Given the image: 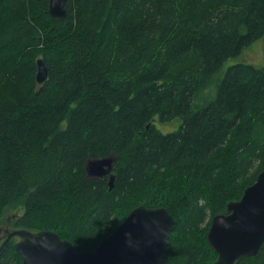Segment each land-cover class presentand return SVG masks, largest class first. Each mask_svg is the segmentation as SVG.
<instances>
[{"label": "trees", "instance_id": "obj_1", "mask_svg": "<svg viewBox=\"0 0 264 264\" xmlns=\"http://www.w3.org/2000/svg\"><path fill=\"white\" fill-rule=\"evenodd\" d=\"M48 3L0 0V223L21 208L13 229L93 250L162 207L167 264H212L210 219L264 169V67L224 69L264 37V0H68L59 21ZM105 157L111 189L86 173ZM0 264H22L13 241ZM236 264H264V241Z\"/></svg>", "mask_w": 264, "mask_h": 264}, {"label": "water", "instance_id": "obj_2", "mask_svg": "<svg viewBox=\"0 0 264 264\" xmlns=\"http://www.w3.org/2000/svg\"><path fill=\"white\" fill-rule=\"evenodd\" d=\"M68 0H49L48 16L64 20ZM36 81L43 83L48 70L42 59L36 62ZM113 159H89L88 177L110 176ZM175 220L165 208L144 205L133 208L115 230L95 249L76 251L69 240L50 231L3 229L0 255L14 238L13 248L22 264H167L164 254ZM206 239L217 257L212 264H236L255 256L264 241V169L254 183L244 189L240 199L226 204V213L212 218Z\"/></svg>", "mask_w": 264, "mask_h": 264}, {"label": "rangeland", "instance_id": "obj_3", "mask_svg": "<svg viewBox=\"0 0 264 264\" xmlns=\"http://www.w3.org/2000/svg\"><path fill=\"white\" fill-rule=\"evenodd\" d=\"M236 63H247V64H252L256 67H264V37L251 44L247 48H245L239 57L234 58L229 60L225 66L224 69L231 64H236ZM180 120L175 119L172 121V123L168 124H163L161 122H158L156 119L154 120V125L158 130H160L162 133H168L173 130H176V128L179 125ZM22 213L21 208H9L8 210L5 211L4 215L2 216V221L0 223V228L11 230L12 229V224L14 222V217L18 214ZM212 220V219H210ZM210 224V222H209ZM210 226V225H209ZM3 237V234H1ZM18 238H14L13 242L18 241ZM1 244V240H0Z\"/></svg>", "mask_w": 264, "mask_h": 264}, {"label": "bare ground", "instance_id": "obj_4", "mask_svg": "<svg viewBox=\"0 0 264 264\" xmlns=\"http://www.w3.org/2000/svg\"><path fill=\"white\" fill-rule=\"evenodd\" d=\"M43 60V59H42ZM37 62V61H36ZM36 71H37V69H36ZM47 77H48V74H47ZM36 79V78H35ZM47 80V79H46ZM45 82V81H44ZM38 83V82H37ZM38 84H42V83H38ZM110 176H112L113 177V175L112 174H110ZM108 177V186H109V176H107ZM113 180H114V177H113ZM112 184H113V181H112V183H111V187L109 186V189H111L112 188Z\"/></svg>", "mask_w": 264, "mask_h": 264}, {"label": "flooded vegetation", "instance_id": "obj_5", "mask_svg": "<svg viewBox=\"0 0 264 264\" xmlns=\"http://www.w3.org/2000/svg\"><path fill=\"white\" fill-rule=\"evenodd\" d=\"M1 234H2V233H1ZM1 234H0V240L2 241V238H3V237L1 236Z\"/></svg>", "mask_w": 264, "mask_h": 264}]
</instances>
